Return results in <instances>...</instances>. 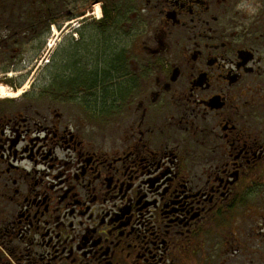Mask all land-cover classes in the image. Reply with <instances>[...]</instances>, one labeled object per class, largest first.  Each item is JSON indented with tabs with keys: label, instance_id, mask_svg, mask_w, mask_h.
<instances>
[{
	"label": "flooded vegetation",
	"instance_id": "af4514ba",
	"mask_svg": "<svg viewBox=\"0 0 264 264\" xmlns=\"http://www.w3.org/2000/svg\"><path fill=\"white\" fill-rule=\"evenodd\" d=\"M258 12L0 0V85L22 94L0 100V264H208L202 240L264 189ZM55 31L56 74L27 85Z\"/></svg>",
	"mask_w": 264,
	"mask_h": 264
},
{
	"label": "rangeland",
	"instance_id": "374dc122",
	"mask_svg": "<svg viewBox=\"0 0 264 264\" xmlns=\"http://www.w3.org/2000/svg\"><path fill=\"white\" fill-rule=\"evenodd\" d=\"M243 9L247 13L264 7V0H242ZM18 12V10H17ZM93 34V33H92ZM57 31L49 38L46 46V57L32 59L30 83H40V77L56 74V61L45 72H41L48 54L55 51L58 44ZM114 45V42L112 43ZM131 44L128 46L130 48ZM114 47L112 52L114 53ZM44 73V74H43ZM1 99H19V91H11L0 85ZM80 94L79 98L84 97ZM102 125H97L98 133L102 132ZM252 207L253 209L251 210ZM219 230L211 229L210 233L202 240L201 248L195 255L192 263L208 264H264V189H246L241 194L240 205L232 216L219 222Z\"/></svg>",
	"mask_w": 264,
	"mask_h": 264
},
{
	"label": "trees",
	"instance_id": "16d2710c",
	"mask_svg": "<svg viewBox=\"0 0 264 264\" xmlns=\"http://www.w3.org/2000/svg\"><path fill=\"white\" fill-rule=\"evenodd\" d=\"M117 71H115V69H113L112 70V73H111V80H112V82H114V80L116 79V76L118 75V73H116ZM94 79L97 81V79H98V76L97 75H94Z\"/></svg>",
	"mask_w": 264,
	"mask_h": 264
},
{
	"label": "bare ground",
	"instance_id": "6f19581e",
	"mask_svg": "<svg viewBox=\"0 0 264 264\" xmlns=\"http://www.w3.org/2000/svg\"><path fill=\"white\" fill-rule=\"evenodd\" d=\"M0 94H2V90L0 89Z\"/></svg>",
	"mask_w": 264,
	"mask_h": 264
}]
</instances>
